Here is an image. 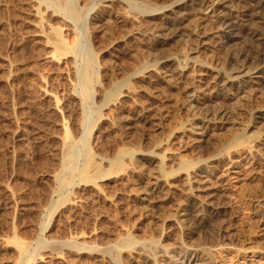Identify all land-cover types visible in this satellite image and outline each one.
<instances>
[{
	"label": "rangeland",
	"instance_id": "1",
	"mask_svg": "<svg viewBox=\"0 0 264 264\" xmlns=\"http://www.w3.org/2000/svg\"><path fill=\"white\" fill-rule=\"evenodd\" d=\"M173 1L0 0V264H172L175 252L196 257L176 264H264V71L246 57L254 45L237 1L204 18L203 37L195 10L205 0L169 10ZM166 59L182 78L161 76ZM216 76L229 84L213 94ZM189 82L204 92L190 122ZM218 108L226 122H202ZM141 118L161 125L146 129ZM176 163L185 168L166 176L180 187L147 208L148 176ZM183 173L202 178L198 194L217 214L199 217ZM123 232L157 243L102 249ZM66 236L87 245L52 243Z\"/></svg>",
	"mask_w": 264,
	"mask_h": 264
},
{
	"label": "bare ground",
	"instance_id": "2",
	"mask_svg": "<svg viewBox=\"0 0 264 264\" xmlns=\"http://www.w3.org/2000/svg\"><path fill=\"white\" fill-rule=\"evenodd\" d=\"M29 1V0H28ZM33 1V0H31ZM54 2V4L56 6L60 5V2H62V0H52ZM145 1V0H144ZM194 1V0H193ZM228 0H216V2H214V0H205V4H204V7H199L198 9H194L195 11H197V14H196V19L199 23H196V30L194 31V34L196 33L198 37H203L204 36V32H200V24L204 22V18L205 17H211L212 13H215L219 8L223 7V8H226V9H230V4L227 3ZM231 1H234V0H231ZM237 1V10L239 12V15L241 16L242 20L245 21L246 23V28H245V32H246V35H248L251 39H252V43L254 45H251L253 48H250L248 51V54H246V57L247 58H251L252 60H254L256 62V65L258 69V71H264V0H235ZM188 0H174L170 7H169V10H172L174 7L177 8L179 6H181L182 8H184V6L186 7V5L188 4L187 3ZM190 2V1H189ZM194 3V2H193ZM190 5V4H189ZM69 13L72 14V15H75L76 16V6H74L73 4H70L69 6ZM34 8V7H32ZM191 8V7H190ZM236 8V7H235ZM29 10V9H28ZM236 10V11H237ZM37 11V10H36ZM28 12V11H27ZM32 12V10H31ZM39 13V12H38ZM211 13V14H210ZM27 14V13H26ZM35 14V13H34ZM28 15V14H27ZM31 15V14H30ZM36 15V14H35ZM39 15V14H38ZM32 16V15H31ZM77 17V16H76ZM39 18V17H38ZM73 18V17H72ZM36 20H40V19H36ZM206 20V18H205ZM43 22V21H42ZM158 22V21H157ZM191 22V21H190ZM47 23V22H46ZM205 23V22H204ZM42 24V23H41ZM48 24V23H47ZM160 24V23H159ZM44 25V24H43ZM1 26V24H0ZM155 26V25H154ZM165 26V25H164ZM163 24L162 25H159V26H156L158 27L157 30L160 32V31H163V30H167V28H164ZM3 27V26H2ZM139 28V27H138ZM136 27V29H132L130 31H133V30H137L138 29ZM185 28V27H184ZM205 28V27H204ZM156 29V28H155ZM202 29V28H201ZM141 30V29H140ZM199 30V32H198ZM54 35L57 37L58 35H60V31L56 28L54 30ZM51 31V32H52ZM139 31V29H138ZM157 31V32H158ZM171 31V30H170ZM185 31V30H184ZM202 31V30H201ZM204 31V30H203ZM164 32V31H163ZM44 33V32H43ZM53 33V32H52ZM131 34V33H130ZM160 33H158L159 35ZM45 35V34H44ZM53 35V34H52ZM177 35V33H175V31H171L169 34L165 35L163 34L164 38L166 39H170L172 37H175ZM181 35L178 33V36ZM202 35V36H200ZM49 36V35H48ZM167 36V37H166ZM5 37V36H4ZM60 37V36H59ZM180 37V36H179ZM178 37V38H179ZM52 38V37H51ZM163 38V37H162ZM163 38V39H164ZM174 39V38H173ZM180 39V38H179ZM197 39V38H196ZM40 40V39H39ZM46 40V39H44ZM176 40V39H175ZM58 43L61 42L60 39L58 40ZM163 41V40H162ZM47 43V42H45ZM32 44V43H31ZM60 45V44H58ZM55 48V47H54ZM149 48V47H148ZM22 52V51H21ZM151 52V51H150ZM53 53V52H52ZM45 54V53H44ZM51 54V53H50ZM153 54V53H152ZM151 54V55H152ZM57 57V56H56ZM87 59V58H86ZM55 60V57H53L52 55L51 56H48V55H45L43 57H41V61L42 62H53ZM56 61V60H55ZM57 62V61H56ZM59 62V61H58ZM169 62H171V59H166L164 61V64H165V68H163L164 70L160 72L161 76L163 78H170V77H177L180 76V78H182L184 75V73L181 74V71H175V66L172 68L171 65L169 66ZM177 68V67H176ZM181 68V67H180ZM188 68V67H187ZM86 69V68H84ZM186 69V68H185ZM184 69V70H185ZM238 70V69H237ZM257 71V70H256ZM88 73V72H86ZM239 73V72H238ZM215 74V73H214ZM86 75V74H85ZM247 74H244V76H246ZM158 76V75H157ZM213 76V75H212ZM249 76V75H248ZM82 77V76H81ZM89 77V76H88ZM220 77V76H219ZM218 76L215 77V81H213L211 85H208V89H210V91L213 90V94L217 93L218 91H220L221 89H219L221 86L222 88H224L227 84H229V80L228 79H223L222 80V83L219 84V82L217 81V79L219 78ZM88 78H86L87 80ZM178 79V77H177ZM187 79V78H186ZM170 80V79H169ZM187 81V80H186ZM191 81V80H190ZM194 81V80H193ZM209 82V81H207ZM206 82V83H207ZM231 82V81H230ZM246 82V81H245ZM244 82V83H245ZM252 82V80L250 81ZM249 82V83H250ZM173 83V82H172ZM187 83V82H186ZM190 83V82H189ZM195 83V82H194ZM198 83V82H197ZM243 83V84H244ZM254 83V81H253ZM193 82H191L189 85L185 86L184 90H183V96H184V99H185V102L183 101V104H182V108L184 110V113L187 114V117L189 116V122L190 121H193L194 119H198L197 116L194 115L193 113V110L192 108L196 109V108H201L202 106V102L200 101V98H199V95L201 96L204 95V92L203 90L201 91V85L200 86H196L195 84L192 85ZM168 85V84H167ZM173 85V84H172ZM175 85V84H174ZM183 86V84H182ZM177 87V86H176ZM207 87V86H206ZM183 88V87H181ZM226 88V87H225ZM204 89V88H203ZM222 91V90H221ZM203 92V93H202ZM87 94V93H86ZM130 94V93H129ZM40 95L42 96V98H46L48 99L49 101V107L53 110H55L57 108V103H56V99L54 97V95L51 93V91H47L45 89H42L40 91ZM202 100V98H201ZM47 101V102H48ZM44 115V114H43ZM160 115V114H159ZM45 116V115H44ZM259 116V115H257ZM256 116V117H257ZM208 117V118H207ZM146 118V117H145ZM230 118V115H229V112L224 109V108H218L212 112H209L207 114L206 117L203 118L202 122L207 124V123H211V121H214L215 119H219L221 122H226L227 119ZM143 124L148 126V128L146 127V129H149L151 127V129H156V128H159L161 123L159 122V120L156 122V121H148L147 119H143ZM185 123L183 124L180 128L182 131H188L189 128L191 127L190 126V123ZM214 123V122H212ZM130 124V123H129ZM219 125V124H218ZM128 127V126H127ZM144 127V126H143ZM209 127V126H208ZM217 127V126H216ZM132 126L129 125V129H131ZM142 128V127H141ZM218 128V127H217ZM144 129V128H143ZM152 129V130H153ZM211 129V128H210ZM151 130V131H152ZM201 130V128H200ZM203 130V129H202ZM200 133H198V137H197V141L199 142H206L204 140V138L206 137V133H205V130L202 131ZM146 131V130H145ZM133 132V131H132ZM210 133V132H209ZM127 134V133H126ZM197 134V133H196ZM132 135V134H131ZM211 136V135H210ZM66 138V137H65ZM39 139V138H38ZM69 139V138H68ZM196 139V138H195ZM66 142H71L70 140L69 141H66ZM67 144V143H66ZM65 144V145H66ZM70 143H68L67 145H69ZM70 146V145H69ZM68 147V146H67ZM138 155L140 157H144L146 156L145 153H142V152H139ZM133 162V161H132ZM177 164V163H176ZM133 165V164H132ZM140 165V164H139ZM137 166V165H136ZM95 168V167H94ZM185 168L184 165H178L173 169V170H167L166 171V174H162L161 173V170H157L155 173L153 174H150V176H148V180H146V187L144 189V191L141 193V198L140 200L144 201L146 203V206H148L147 208H152V209H156L158 208L160 205H163L164 202L167 201V199H170L168 198L169 194H171V191L174 189L177 190L178 187V183H173V182H169L167 180V177L166 175H168L169 173L171 172H175L178 170H181ZM136 169V168H135ZM98 171V170H97ZM149 171V170H148ZM98 173V172H97ZM181 174V172H179ZM94 174V173H93ZM148 174V173H147ZM175 174H178V173H175ZM97 175V174H96ZM94 175V176H96ZM149 175V174H148ZM171 175V174H170ZM174 176V174H172ZM184 173L182 174L181 176V180L183 181H180V183H184L185 186H188L189 189L192 191V193H188L187 194V198L189 199V201H192L193 204H195V206L199 209V217L202 215H206V213H210V215H215V213L217 214L219 212V209L221 208V206L218 204V203H215L212 201V199L210 198V196H207L208 193H206V197L205 195H203L202 197L199 196V192H203L204 191V188H203V185L201 182L198 183V181L200 179H198L197 181H194L192 180L193 178H191L190 176L186 175L185 174V177H183ZM92 176V177H94ZM178 176V175H177ZM147 177V176H146ZM179 177V178H178ZM177 178L180 179V176H178ZM203 178H205L206 176H201ZM168 178H171L168 177ZM174 178V177H173ZM200 181H203V180H200ZM206 181V180H205ZM177 182V181H176ZM208 182V181H207ZM196 184L195 186L192 185V184ZM183 186V184H182ZM205 186V185H204ZM184 187V186H183ZM207 187V186H205ZM183 189V188H182ZM184 190V189H183ZM126 192V191H125ZM128 193V192H127ZM171 196V195H170ZM80 197V196H79ZM200 197V198H199ZM187 199V200H188ZM71 200V199H70ZM127 200V199H126ZM104 201V200H103ZM192 204V205H193ZM144 205V204H143ZM145 206V207H146ZM194 206V205H193ZM141 207V206H140ZM146 208V209H147ZM162 208V207H161ZM194 208V207H193ZM133 209V208H132ZM152 209H149V210H152ZM197 209V210H198ZM202 209H205V210H202ZM159 210V209H158ZM146 211V210H145ZM144 211V212H145ZM154 211V210H153ZM151 211V212H153ZM184 212V211H183ZM152 214V213H151ZM166 214V213H165ZM183 216L187 215V212L181 214ZM143 216V215H142ZM138 217V216H137ZM160 219V218H159ZM168 217H164L163 222H166L168 221ZM148 221V220H147ZM160 222V221H159ZM156 225V224H155ZM65 236V235H64ZM138 237V236H137ZM138 239V238H137ZM63 242H68V243H71V244H75L77 246H83V245H87V243H85L81 238H79L78 236H66V237H63V238H56L54 240H52V243L53 244H60ZM89 242V241H88ZM108 242V241H107ZM156 240L154 238H139V240L137 241L136 239H134L132 237V234L130 235V233H127V232H123L120 236L116 237L115 239H113L112 241L104 244V245H101L102 249H106V248H109L111 246H117V245H135V244H149V245H156ZM48 244V243H47ZM95 244V243H93ZM65 245V244H63ZM51 246V245H50ZM58 246V245H57ZM67 246V245H66ZM69 247V246H68ZM120 247V246H119ZM143 247V246H142ZM146 247V246H145ZM51 248V247H50ZM55 248V247H53ZM116 249V248H115ZM115 249H112V250H115ZM24 250V249H23ZM100 250V249H99ZM148 258V257H147ZM147 258L144 257L142 259V263H146L147 262ZM174 258V259H173ZM189 258L188 261L192 262L193 260H195V254H191V253H184L182 254L181 252H175L173 255H172V264H176V262L178 261H181L180 263H183L184 260H187ZM168 261V260H167ZM170 264V262H169Z\"/></svg>",
	"mask_w": 264,
	"mask_h": 264
}]
</instances>
